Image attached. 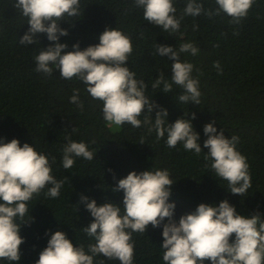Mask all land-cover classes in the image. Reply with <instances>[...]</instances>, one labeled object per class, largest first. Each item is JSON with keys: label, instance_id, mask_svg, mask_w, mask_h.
I'll list each match as a JSON object with an SVG mask.
<instances>
[{"label": "trees", "instance_id": "trees-1", "mask_svg": "<svg viewBox=\"0 0 264 264\" xmlns=\"http://www.w3.org/2000/svg\"><path fill=\"white\" fill-rule=\"evenodd\" d=\"M199 2L205 12L218 7L215 0ZM15 3L16 0H0V142L17 139L21 146L24 143L34 146L49 158L52 175L64 181L58 198L46 197L45 189L28 202L33 219L21 225L24 243L20 246L19 264H35L55 231L64 232L74 245H84L87 251L88 244L95 241L82 229L93 218L85 205L79 203L80 196L94 199L97 206L113 203L123 215V192H113L112 188L131 171L137 174L152 168L169 171L174 182L169 202L176 205L173 219L177 223L199 204L218 206L223 200L234 206L237 214L248 218L260 214L264 218V0H255L238 24L231 23L224 13L211 17L203 13L197 17L184 16L179 31L172 36L145 21L143 9L135 7L134 0H80L81 15L60 21V27L68 32L59 39L68 45L65 51H73L72 46L77 43L80 50L98 44L106 28H117L129 36L133 52L126 66L137 80L147 84L145 95L158 106L151 113L145 108L144 114L154 120L157 111L165 109L169 124L181 117L191 120L199 134L202 149L199 155L186 151L182 143L169 148L167 135L157 140L155 132L149 133L143 123L140 128L107 124L102 102L90 96L82 81L61 79L59 70H54L52 76L35 71L34 57L53 42L42 33L38 36L40 43L28 46L19 43L29 25L14 7ZM186 3L187 0H174L177 18L183 14ZM181 43H193L199 49L195 56L181 53L180 59L194 66L192 76L199 80L200 104L179 102L178 95L183 89L175 84L170 93H164L162 85L155 90L151 87L161 72L171 82L174 63L168 56L155 55V45L178 48ZM215 62H219L222 71L214 67ZM73 89L79 90L82 108L70 102ZM144 114L139 117L141 121ZM208 123L217 129L216 134L222 131L227 139L239 138L236 148L246 157L251 176V187L244 196L228 191L227 181L206 167L209 162L204 156L209 150L204 147L207 139L204 126ZM68 137L86 143L94 152V159L75 157L74 166L64 169L62 149ZM28 219L26 216L25 220ZM162 230L163 225L159 228L149 225L144 234H132L134 264H164ZM100 261L119 264L118 260H108L102 255L94 258V264ZM0 264L10 262L0 260Z\"/></svg>", "mask_w": 264, "mask_h": 264}, {"label": "clouds", "instance_id": "clouds-1", "mask_svg": "<svg viewBox=\"0 0 264 264\" xmlns=\"http://www.w3.org/2000/svg\"><path fill=\"white\" fill-rule=\"evenodd\" d=\"M215 3L218 6L215 11L205 12L199 0H187L183 14L177 18L174 0H134L135 7L143 9L144 20L159 26L170 36L179 31L184 16L197 17L203 13L211 17L224 13L231 18V23L238 24L247 16L255 0H215ZM14 7L27 18L29 25L27 32L19 37L21 45L39 42L38 36L42 33L53 42L34 57L35 71L52 76L54 70H59L61 79L82 81L90 96L102 102L103 118L109 125L130 124L140 128L143 123L148 126L149 133L155 132L157 140L167 135L169 148L182 143L186 151H194L197 155L202 152L199 134L194 131L191 120L181 117L169 124L165 109L157 111L154 120L144 114L145 108L151 113L158 106L145 95L147 84L142 79L137 80L135 73L126 66L133 52L129 36L117 28H106L98 44L80 50L77 43L72 46L73 51H65L68 45L60 43L59 39L68 32L60 27V21L81 15L80 0H16ZM186 52L195 56L199 49L193 43H181L178 48L156 44L155 55L168 56L174 63L171 64V82L161 72L151 87L155 90L162 85V91L170 93L175 84L183 89L178 95L179 102L200 104L199 80L192 76L194 66L180 59L181 53ZM214 67L222 71L219 62H215ZM73 93L70 102L82 108L79 90L73 89ZM142 114L143 121L139 119ZM204 133L207 136L204 147L209 150L204 156L209 162L206 167L227 181L228 191L244 196L251 187V176L246 157L236 148L239 138L227 139L222 131L216 134L212 123L204 126ZM66 139L68 142L62 149L64 169L74 166L75 157L94 159V152L86 143L75 142L70 137ZM140 143H144L143 139ZM63 184V180L52 175L49 158L37 152L34 146L28 143L21 146L17 139L0 142V260L19 264L20 246L24 243L21 225L33 219L29 215L28 202L45 189L46 197L58 198ZM173 184L167 169L152 168L139 174L129 172L112 188L113 192H123V215L121 208L113 203L97 206L94 199L81 195L79 203L85 205L93 218L82 230L95 243L88 244L86 251L84 245H74L64 232L55 231L35 264H94V258L100 255L118 260L119 264H134L132 234H144L149 225L153 228L163 225L164 264H205V261L210 264H264V218L260 214L251 218L237 214L235 207L223 200L218 206L201 203L194 212L182 215L177 223L173 219L176 205L169 202Z\"/></svg>", "mask_w": 264, "mask_h": 264}]
</instances>
